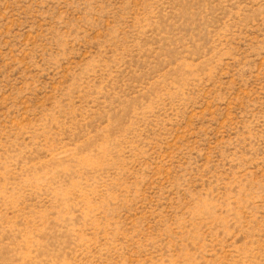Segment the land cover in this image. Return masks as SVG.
Instances as JSON below:
<instances>
[{"label": "rangeland", "instance_id": "1", "mask_svg": "<svg viewBox=\"0 0 264 264\" xmlns=\"http://www.w3.org/2000/svg\"><path fill=\"white\" fill-rule=\"evenodd\" d=\"M0 264H264V0H0Z\"/></svg>", "mask_w": 264, "mask_h": 264}]
</instances>
